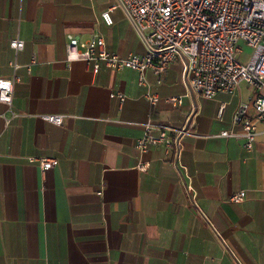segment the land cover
<instances>
[{
	"label": "crops",
	"instance_id": "0c3cea01",
	"mask_svg": "<svg viewBox=\"0 0 264 264\" xmlns=\"http://www.w3.org/2000/svg\"><path fill=\"white\" fill-rule=\"evenodd\" d=\"M114 4L0 0V77L14 74L13 60L21 76L10 122L0 102V264H264V121L252 151L241 136H214L232 128L253 87L205 98L179 60L160 76L148 70L145 83L131 67L69 61V34H100L123 56L146 52L121 6L112 25L103 20ZM16 37L25 41L17 54ZM118 90L122 109L110 95ZM175 95L182 104L167 99ZM41 114L66 117L59 125ZM189 117L180 164L164 145L136 147L148 121L180 128ZM30 156L56 164L43 170Z\"/></svg>",
	"mask_w": 264,
	"mask_h": 264
},
{
	"label": "built area",
	"instance_id": "2783aa9c",
	"mask_svg": "<svg viewBox=\"0 0 264 264\" xmlns=\"http://www.w3.org/2000/svg\"><path fill=\"white\" fill-rule=\"evenodd\" d=\"M121 6L146 45L143 54L130 52L123 56L109 50L105 38L94 35L89 40L68 35L69 61L83 60L98 72L104 65L114 70L131 67L139 72L140 83H145L146 73L152 70L161 75L175 61L183 64V78L192 92L205 98H214L219 92L234 95L242 82L254 89L251 101L241 102L233 115L232 128L215 134L218 137L241 136L248 151L254 148L257 137L256 120L264 121V0H117L110 9L102 13V18L112 25L111 10ZM16 54L25 46V41L16 37L10 41ZM245 46L252 49L245 52ZM34 59V58H33ZM14 74L0 77V102L12 113L10 122L18 115L13 109L15 84L21 80L16 72L19 64L11 62ZM122 109L126 94L111 92ZM153 105L158 95H148ZM174 105L182 104L181 95L167 98ZM223 110V108H222ZM254 110L255 116H250ZM41 117L55 124H62L64 114H41ZM192 123L176 128L167 124H155L150 120L145 124L144 133L137 138L136 147L147 151L151 147L164 145L166 152H173V158L180 164L182 140ZM241 125L240 132L234 127ZM30 161L38 162L46 170L55 166L53 157L30 156ZM146 168V164H140ZM244 199V191L230 197L232 202Z\"/></svg>",
	"mask_w": 264,
	"mask_h": 264
},
{
	"label": "rangeland",
	"instance_id": "374dc122",
	"mask_svg": "<svg viewBox=\"0 0 264 264\" xmlns=\"http://www.w3.org/2000/svg\"><path fill=\"white\" fill-rule=\"evenodd\" d=\"M244 49H245L246 53H251L252 52V49L250 47H248V46H245Z\"/></svg>",
	"mask_w": 264,
	"mask_h": 264
}]
</instances>
